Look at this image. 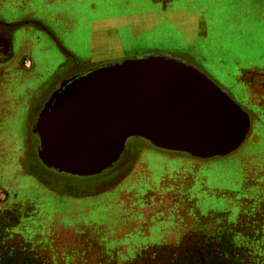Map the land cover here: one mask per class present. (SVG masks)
Returning a JSON list of instances; mask_svg holds the SVG:
<instances>
[{"label":"rangeland","instance_id":"obj_1","mask_svg":"<svg viewBox=\"0 0 264 264\" xmlns=\"http://www.w3.org/2000/svg\"><path fill=\"white\" fill-rule=\"evenodd\" d=\"M176 24L158 25L143 42L194 66L219 87L215 77L235 68L233 53L256 57L264 49V37L252 31L218 38L214 23L206 41H192L194 26ZM78 32L80 25L60 46L86 61L89 42H77ZM187 41L194 50L175 55ZM62 59L44 62L46 80L61 74ZM103 64H73L36 106L18 107L0 127V264H264V106L246 105L249 133L226 157L202 160L131 138L99 175L70 176L41 164L36 138L29 127L24 131L21 117L31 112L34 126L52 92L73 72ZM10 73H1L0 82L13 78ZM18 88L7 89L9 102L19 100ZM27 93L32 103L33 90Z\"/></svg>","mask_w":264,"mask_h":264},{"label":"water","instance_id":"obj_2","mask_svg":"<svg viewBox=\"0 0 264 264\" xmlns=\"http://www.w3.org/2000/svg\"><path fill=\"white\" fill-rule=\"evenodd\" d=\"M250 124L248 113L203 72L154 54L103 64L63 81L32 133L44 167L92 177L116 163L131 138L207 160L236 151Z\"/></svg>","mask_w":264,"mask_h":264},{"label":"crops","instance_id":"obj_3","mask_svg":"<svg viewBox=\"0 0 264 264\" xmlns=\"http://www.w3.org/2000/svg\"><path fill=\"white\" fill-rule=\"evenodd\" d=\"M165 23L193 25L194 30H189L192 41H206L212 26L218 38L225 33L239 32L243 37L245 32L250 36L251 31L254 37L256 33L264 37V0H0V51L5 50L0 54L10 53L7 61L0 62V74L5 75L7 69L11 71L9 77L13 74L11 80L6 77L0 82V127L7 116L13 119L15 113L18 114V107L25 110L24 104H27L30 110L36 106L40 94L71 72L73 64L82 67L126 57L162 54L143 39L150 30ZM77 25L83 32H78L77 42L83 43L84 37L90 43L86 47L91 58L86 61L75 60L74 51L68 50L67 55L60 46L65 39L69 40ZM199 34L203 38H197ZM254 42L257 46L260 44ZM126 44L133 45L126 48ZM235 44L238 42L229 40V45ZM193 48L191 41H187L185 47L174 54L185 55ZM263 53L264 49L255 57L238 50L233 53L235 68L222 71L223 79L215 77L220 87L241 105L264 106L262 99L256 101L253 94L264 86ZM59 59L64 64L67 60L70 63L68 66L60 63V68H64L60 69L61 74L46 80L48 70L44 62ZM214 73L217 75L216 71ZM14 85L21 92L19 100L9 102L5 93ZM30 90H33L32 103L26 98ZM30 114L24 113L21 117L25 132ZM0 151L4 152V147Z\"/></svg>","mask_w":264,"mask_h":264},{"label":"flooded vegetation","instance_id":"obj_4","mask_svg":"<svg viewBox=\"0 0 264 264\" xmlns=\"http://www.w3.org/2000/svg\"><path fill=\"white\" fill-rule=\"evenodd\" d=\"M2 51V50H1ZM1 51H0V53H1ZM9 54L10 53H7L6 55H2V54H0V62H4V61H7L8 59H9ZM23 63V66L24 67H26V64L24 63V62H22ZM86 71H88L87 70V68H85L84 70H83V68H79V71H76V72H73V74H72V76H74V75H77V74H80V73H85ZM72 72V71H71ZM263 88L261 89V90H258L257 88V90H255L254 92H253V94H254V96H255V100L257 99V98H259V99H264V86H262ZM225 91V90H224ZM262 92V95H260L259 93H261ZM256 93H257V95H256ZM232 97V96H231ZM233 98V97H232ZM234 99V98H233ZM235 100V99H234ZM236 101V100H235ZM237 102V101H236ZM238 103V102H237ZM239 104V103H238ZM242 108H243V110L244 111H246L247 113H248V111L246 110V105L244 106V105H241V104H239ZM248 115H249V113H248ZM249 117H250V115H249ZM35 120V122H36V119H34ZM251 120V119H250ZM34 122V123H35ZM30 126H29V131H31V134H32V128H33V126H31V123L29 124ZM32 125H34V124H32ZM1 148V147H0ZM0 153H4V152H1L0 151Z\"/></svg>","mask_w":264,"mask_h":264}]
</instances>
